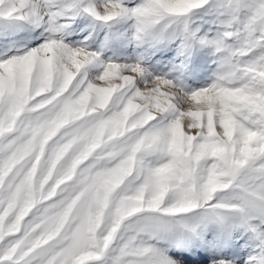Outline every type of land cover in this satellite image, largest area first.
<instances>
[{
	"label": "snow or ice",
	"instance_id": "obj_1",
	"mask_svg": "<svg viewBox=\"0 0 264 264\" xmlns=\"http://www.w3.org/2000/svg\"><path fill=\"white\" fill-rule=\"evenodd\" d=\"M0 264H264V0H0Z\"/></svg>",
	"mask_w": 264,
	"mask_h": 264
}]
</instances>
